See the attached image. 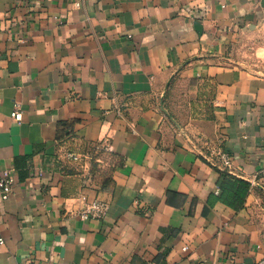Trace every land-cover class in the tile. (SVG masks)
<instances>
[{
    "label": "crops",
    "instance_id": "0c3cea01",
    "mask_svg": "<svg viewBox=\"0 0 264 264\" xmlns=\"http://www.w3.org/2000/svg\"><path fill=\"white\" fill-rule=\"evenodd\" d=\"M5 170L0 264H264V0H0Z\"/></svg>",
    "mask_w": 264,
    "mask_h": 264
},
{
    "label": "built area",
    "instance_id": "2783aa9c",
    "mask_svg": "<svg viewBox=\"0 0 264 264\" xmlns=\"http://www.w3.org/2000/svg\"><path fill=\"white\" fill-rule=\"evenodd\" d=\"M11 117L15 122L21 123L23 120V112L19 105H17L14 109V111L11 113ZM109 146L106 145L104 149L107 151L109 150ZM100 150L103 149V147H99ZM68 157L73 160H79V156H76L74 154H68ZM208 160L215 164L216 160H220L224 166L227 168L232 167L231 157L222 150L221 145H214L213 147H209L208 151ZM16 180L14 176L12 175L11 171L5 170L2 175L0 176V193L4 200L9 199L14 191ZM109 204L104 203L101 201H95L91 204H87L83 210L80 213L81 219L88 220V219H104L109 211ZM0 243H3L2 240H0ZM187 250V248H185Z\"/></svg>",
    "mask_w": 264,
    "mask_h": 264
},
{
    "label": "trees",
    "instance_id": "16d2710c",
    "mask_svg": "<svg viewBox=\"0 0 264 264\" xmlns=\"http://www.w3.org/2000/svg\"><path fill=\"white\" fill-rule=\"evenodd\" d=\"M218 187L221 190V201L239 210L244 206L246 196L251 189V184L230 174L228 171H223L218 181Z\"/></svg>",
    "mask_w": 264,
    "mask_h": 264
}]
</instances>
